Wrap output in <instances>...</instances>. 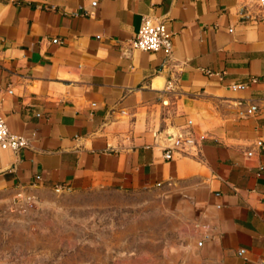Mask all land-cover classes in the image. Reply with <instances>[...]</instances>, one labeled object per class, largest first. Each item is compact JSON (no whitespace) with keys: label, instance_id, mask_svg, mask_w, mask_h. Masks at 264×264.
I'll return each mask as SVG.
<instances>
[{"label":"crops","instance_id":"0c3cea01","mask_svg":"<svg viewBox=\"0 0 264 264\" xmlns=\"http://www.w3.org/2000/svg\"><path fill=\"white\" fill-rule=\"evenodd\" d=\"M143 17L169 58L130 46ZM0 113L27 139L0 148V218L17 193L149 192L165 242L119 264H264V15L243 0H0ZM180 133L196 150L165 159Z\"/></svg>","mask_w":264,"mask_h":264},{"label":"rangeland","instance_id":"374dc122","mask_svg":"<svg viewBox=\"0 0 264 264\" xmlns=\"http://www.w3.org/2000/svg\"><path fill=\"white\" fill-rule=\"evenodd\" d=\"M243 2L264 15V0ZM30 196V203L15 198L11 215L0 218V264H90L103 247L107 264L134 263L152 232L165 242V209L149 192L61 188Z\"/></svg>","mask_w":264,"mask_h":264},{"label":"built area","instance_id":"2783aa9c","mask_svg":"<svg viewBox=\"0 0 264 264\" xmlns=\"http://www.w3.org/2000/svg\"><path fill=\"white\" fill-rule=\"evenodd\" d=\"M130 46L143 51H161L166 58H169L173 47L172 33L167 30L164 22L143 17L138 30L130 39ZM170 86L171 84L168 83L167 87ZM26 145L27 139L20 134L10 132L0 113V148L16 152ZM195 150L193 137L188 133H180L169 138L168 144L163 147L162 155L165 159H171L174 153L190 154ZM16 198H21L27 203L32 202L33 199L32 196L21 193H17Z\"/></svg>","mask_w":264,"mask_h":264}]
</instances>
